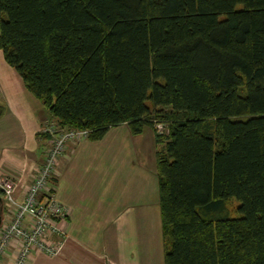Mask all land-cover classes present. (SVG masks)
Masks as SVG:
<instances>
[{"label": "trees", "instance_id": "16d2710c", "mask_svg": "<svg viewBox=\"0 0 264 264\" xmlns=\"http://www.w3.org/2000/svg\"><path fill=\"white\" fill-rule=\"evenodd\" d=\"M0 49L57 126L153 130L164 264H264V0H0Z\"/></svg>", "mask_w": 264, "mask_h": 264}, {"label": "crops", "instance_id": "0c3cea01", "mask_svg": "<svg viewBox=\"0 0 264 264\" xmlns=\"http://www.w3.org/2000/svg\"><path fill=\"white\" fill-rule=\"evenodd\" d=\"M45 121L53 118L0 49V178L14 181L16 199L50 145L41 137ZM156 147L151 128L133 134L126 123L68 141L50 180L67 209L66 234L54 253L35 252L27 264H164Z\"/></svg>", "mask_w": 264, "mask_h": 264}, {"label": "built area", "instance_id": "2783aa9c", "mask_svg": "<svg viewBox=\"0 0 264 264\" xmlns=\"http://www.w3.org/2000/svg\"><path fill=\"white\" fill-rule=\"evenodd\" d=\"M155 129L162 133L164 126L155 123ZM41 131L49 135L50 145L43 162L24 186L21 199L14 196V181L0 178V264L8 252L12 259L9 264H27L35 252L54 253L59 242L53 236L66 234L63 226L67 209L55 201L50 180L57 173V159L66 143L87 139L89 130L59 127L48 121Z\"/></svg>", "mask_w": 264, "mask_h": 264}, {"label": "rangeland", "instance_id": "374dc122", "mask_svg": "<svg viewBox=\"0 0 264 264\" xmlns=\"http://www.w3.org/2000/svg\"><path fill=\"white\" fill-rule=\"evenodd\" d=\"M163 132H165L164 133V135H161L163 138L167 135V131L164 129V131ZM161 137V140L163 139ZM238 205V202H237V200H235V199H231V200H229L228 202H227V207H228V210H229V212H230V214L231 215H237V213H236V206ZM58 236L59 235H54L53 236V239L55 240V241H58ZM57 237V238H56ZM11 260L12 259H8V263H10L11 262Z\"/></svg>", "mask_w": 264, "mask_h": 264}, {"label": "water", "instance_id": "95a60500", "mask_svg": "<svg viewBox=\"0 0 264 264\" xmlns=\"http://www.w3.org/2000/svg\"><path fill=\"white\" fill-rule=\"evenodd\" d=\"M1 210H2V203H1V198H0V222H1Z\"/></svg>", "mask_w": 264, "mask_h": 264}, {"label": "bare ground", "instance_id": "6f19581e", "mask_svg": "<svg viewBox=\"0 0 264 264\" xmlns=\"http://www.w3.org/2000/svg\"><path fill=\"white\" fill-rule=\"evenodd\" d=\"M46 122V121H45Z\"/></svg>", "mask_w": 264, "mask_h": 264}]
</instances>
